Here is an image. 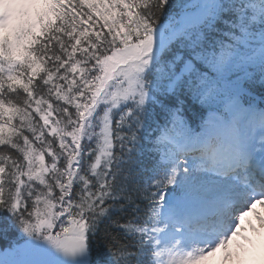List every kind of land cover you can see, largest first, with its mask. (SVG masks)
I'll return each instance as SVG.
<instances>
[{"label": "snow or ice", "instance_id": "6c2138e0", "mask_svg": "<svg viewBox=\"0 0 264 264\" xmlns=\"http://www.w3.org/2000/svg\"><path fill=\"white\" fill-rule=\"evenodd\" d=\"M257 205L264 0H34L0 37V264H264Z\"/></svg>", "mask_w": 264, "mask_h": 264}, {"label": "rangeland", "instance_id": "374dc122", "mask_svg": "<svg viewBox=\"0 0 264 264\" xmlns=\"http://www.w3.org/2000/svg\"><path fill=\"white\" fill-rule=\"evenodd\" d=\"M5 4H8L11 6L7 11H5V9L3 7ZM20 5H21V0H8V2H7V0H1L0 18H3V19H0V27L4 26V25L12 24L15 10ZM258 206H259V208H261L263 210L264 207H262L260 205H258ZM249 219L254 222V219H255L254 214L250 215Z\"/></svg>", "mask_w": 264, "mask_h": 264}, {"label": "trees", "instance_id": "16d2710c", "mask_svg": "<svg viewBox=\"0 0 264 264\" xmlns=\"http://www.w3.org/2000/svg\"><path fill=\"white\" fill-rule=\"evenodd\" d=\"M16 26H18V25H15L14 27H16ZM14 27H11V28H14ZM8 29H10V28L4 29L3 32L0 33V37H3L5 31ZM9 242H10V238H8V237L0 238V248L6 247Z\"/></svg>", "mask_w": 264, "mask_h": 264}, {"label": "clouds", "instance_id": "9594fccd", "mask_svg": "<svg viewBox=\"0 0 264 264\" xmlns=\"http://www.w3.org/2000/svg\"><path fill=\"white\" fill-rule=\"evenodd\" d=\"M3 7H4L5 11H7L11 6L8 5V4H5ZM257 227H261V226L259 225V223H257Z\"/></svg>", "mask_w": 264, "mask_h": 264}, {"label": "bare ground", "instance_id": "6f19581e", "mask_svg": "<svg viewBox=\"0 0 264 264\" xmlns=\"http://www.w3.org/2000/svg\"><path fill=\"white\" fill-rule=\"evenodd\" d=\"M260 214H264V208H263V210H257ZM256 221H255V219H254V223H255Z\"/></svg>", "mask_w": 264, "mask_h": 264}]
</instances>
